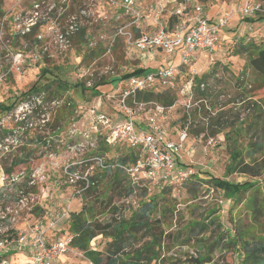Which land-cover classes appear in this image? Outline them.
I'll return each instance as SVG.
<instances>
[{
  "label": "rangeland",
  "instance_id": "obj_1",
  "mask_svg": "<svg viewBox=\"0 0 264 264\" xmlns=\"http://www.w3.org/2000/svg\"><path fill=\"white\" fill-rule=\"evenodd\" d=\"M123 1L4 0L0 3V101L8 103V98L25 91L39 80L45 69L70 84L85 83L91 87L98 82H108L95 92H82L74 87L66 92H59L56 87L48 90L47 101L41 105L42 112L48 113L46 126L35 121L34 128L28 131L24 148L14 151L2 163L9 166L12 161L20 158V154L36 156L30 161V167L43 166L50 176L47 183L49 195H52L47 205L50 212H62L70 205L71 215L79 212L84 204L96 202V221L107 225L116 217L112 214L114 208H118L119 212L125 210L127 214L124 216H128L138 206L140 196L144 193L146 197L159 200L160 216L166 209L174 210L173 217L167 215L162 218L166 220L163 227L165 237L168 233H181L186 226L199 224L198 229L202 230L188 246H181L184 239L179 235L178 243L167 247L168 239L163 236L157 241L156 247L154 244L156 251L161 249L160 257L141 253L142 264H171L176 259L199 253L204 257L205 264H253L243 243L254 242L264 247V213L259 215L258 209L264 207V149L254 159L247 158L245 161L251 167H260V176L253 178L239 172L227 174L230 159L224 134L234 133L241 127L245 130L239 139L243 146L255 143L264 146V86L259 88V79L249 67L247 56L239 53L241 46L251 41L264 45V0H255L261 6V11L254 18L263 19L254 23L246 22L241 14L242 7L249 0H200L204 12L214 14L215 7L225 3L223 16L232 14L230 25L223 34L222 50L213 56L195 53L192 64L182 67L176 90L157 87L152 92L156 95L167 93L178 99L173 107L165 108L166 119L160 120L158 117V121L168 140L178 142L179 134L186 131V141L175 159L177 168L189 172L187 177L171 188L142 183L140 188L143 190L132 196L128 194L129 180L126 177L121 176L120 184H114L113 176L102 177L99 169L91 162L88 166H78L79 171H87L92 166L90 174L101 178L88 197H85L84 192L76 194L81 187L75 190L65 183V167L85 160L92 153L90 149L95 150L98 143L93 141V145H88L84 138L77 135L78 142L83 146L80 145L74 151L69 148L74 142L71 133L74 129L78 132L91 130L89 110L95 109L117 121L122 119L119 107L122 97L118 87L124 84L120 80H111L120 79L139 68H148L146 74H151L159 65L172 63V58L165 61L166 54L160 51L152 55L133 51L127 37L119 34L122 28L134 38L145 33L120 9L119 5ZM137 1L142 7L146 4L148 7L151 4L155 6V0ZM176 3L180 5L183 0H176ZM175 8L168 5L163 14ZM235 22L248 23V27L235 26ZM34 24L31 34L24 36L20 33V30ZM170 25L169 32L175 24ZM163 60L165 62L161 64ZM180 64L181 59L175 65ZM203 74L210 75L207 81L209 90L204 99L201 100L195 91L192 98L181 94L191 79ZM52 100L60 101L59 109L56 107L58 104L55 105ZM135 101L130 99L128 104L135 108L139 125L145 123L151 110L155 112V107L161 106L155 100L147 103L146 107ZM66 102H73L76 108L72 109L67 118H63L61 114L68 112L64 109ZM254 103L261 106V111L252 107ZM17 116L10 119L7 113H0V122L12 129L16 126ZM59 126L60 130H56ZM52 130L56 132L51 133ZM215 130L223 132L215 137L207 136ZM38 135L61 141V152L56 159L45 156L46 153H41L42 146L33 144ZM8 145L12 149L16 146L13 141H9ZM126 154H129L126 146L110 148L105 158L112 162ZM14 171L22 169L16 167ZM210 177L226 179L232 183L251 182L255 188L234 201L214 189ZM56 181L60 182V186L55 185ZM68 221L63 219L53 231L60 232L65 226L69 229ZM109 242V239L100 235L92 241L91 248L104 251ZM141 242L139 240V244ZM142 245L137 246L136 250H143L145 244ZM262 260L264 264V255ZM58 264L92 263L83 253L73 249L59 258Z\"/></svg>",
  "mask_w": 264,
  "mask_h": 264
},
{
  "label": "built area",
  "instance_id": "obj_2",
  "mask_svg": "<svg viewBox=\"0 0 264 264\" xmlns=\"http://www.w3.org/2000/svg\"><path fill=\"white\" fill-rule=\"evenodd\" d=\"M119 7L125 15L134 20L133 23L138 28L150 18L155 20L158 28L157 31L144 33L138 38L126 32L125 28L119 30L121 36L127 37V42L133 51L139 54L160 51L166 54L167 59L178 55L181 64L161 66L154 73L131 77L123 86H119L118 92L122 97L119 104L123 115L121 120L117 121L95 109H90L88 116L91 130L78 132L74 129L71 132L74 142L69 148L72 151L80 145L83 146L77 140V135H80L88 145H93V141L98 142L95 150L101 143L109 148L126 146L129 154L134 155L135 158V161L128 159L126 163L119 162L118 158L108 162L105 156H93L95 150L90 149L92 153L85 160L65 167V183L75 190L78 186L81 187L76 194L83 192L85 194L98 183L95 180L98 177L90 174V169L93 170L92 166L87 171H79L78 166H88L91 162L101 174L108 170L121 171L128 178L130 185L136 188L141 187L142 183H152L157 187H172L187 177L189 172L177 168L175 159L186 141V131L179 134L178 142L166 138L158 121V117L160 120L166 119V109L162 106H156L155 112L151 110L143 126H140L137 124L138 116L135 108L128 104V100L133 99L136 102L138 94L153 92L157 87L168 91L176 90L182 67L192 64L195 53L213 56L222 50L221 34L230 25L232 19V14L229 13L218 20H212L204 14L199 0H183V3L170 12L171 18L175 17L176 23L174 29L169 32L167 24L161 20L165 11L161 2H157L148 11L137 0H124ZM260 11L261 6L255 0H249L242 7L241 14L245 18H254ZM34 27L35 24L20 30V33L24 36L31 34ZM200 88L202 91L205 90L206 84L202 83ZM194 91L193 78L181 90V94L192 98ZM46 101V92L27 96L7 113L10 119L18 114L16 126L9 129L0 122V132L4 134L0 140V264H55L59 258L73 250L74 236L68 228L64 227L60 232L53 231L63 219L70 218V205L62 212L47 210L49 199L52 197L47 186L50 176L46 174L43 166L30 167V161L36 156L26 157L27 154H20V158L15 162L12 161L9 166L2 163L14 151L24 148L27 144L25 139L28 131L34 128L35 121L38 120L42 122V126H46L45 118L48 113L41 110V105ZM51 102L55 105L57 103L56 107L60 103L59 100ZM73 104V102L64 103L67 107H73ZM143 105L146 107L147 103H141L142 107ZM60 127L56 130H60ZM56 130H52L51 133ZM38 137H43L44 141H38ZM9 141L15 142V148L12 149L8 145ZM45 142L47 144L44 146ZM33 144L37 147L43 145L41 153H46L45 156L52 159H56L61 152V141L52 137L38 135ZM19 160L24 162L18 163ZM16 167H20L22 171L15 172ZM55 185L60 186V182L56 181ZM21 256H25L26 260L18 259Z\"/></svg>",
  "mask_w": 264,
  "mask_h": 264
},
{
  "label": "trees",
  "instance_id": "obj_3",
  "mask_svg": "<svg viewBox=\"0 0 264 264\" xmlns=\"http://www.w3.org/2000/svg\"><path fill=\"white\" fill-rule=\"evenodd\" d=\"M4 0H0L2 3ZM200 1V0H199ZM257 18V17H256ZM175 17L171 18V22H174ZM263 18L253 19L246 18V22L254 23L255 21H261ZM84 34V33H82ZM239 53L247 56L248 65L253 70L254 74H256V78L259 79V88L264 86V45L258 44L254 41L246 43V45L241 46ZM148 68H139L131 73L125 74L121 76L120 79L111 80V81H125L134 76H141L146 74ZM55 76L54 78H50V76ZM210 78L209 74H203L202 76L194 77L195 84V92L198 96H200L201 100L205 98L208 94V79ZM45 80V82H41ZM204 83L206 84L205 90H201L200 85ZM108 82H98L94 84V86L87 87L85 83L82 84H70L67 81H64L48 70H43L40 74L39 80L35 83L29 85L27 89L20 94L8 98L9 102L6 103L4 101H0V113H8L16 107V105L21 102L25 97L39 94L42 92H47L52 87H56L59 92H66L71 88L80 89L82 92H87L91 90L92 92L98 91V88L107 85ZM155 100L162 107H173L178 100L176 96H171L167 93L154 94L152 92H145L138 94L137 102L139 103H149ZM68 112L62 113L63 118H67V116L73 111L72 109L76 107H71V109H67V105L64 106ZM252 107H255V110L261 111V106L254 103ZM58 113V112H57ZM66 114V115H65ZM223 130H215L211 131L207 136L215 137L216 135L222 134ZM245 130L243 128H239L235 130L234 133L230 132L224 134L225 141L227 144V152L229 153L230 164L227 166V174H232L235 172H239L242 174H249L253 178H256L261 175V168L258 166L251 167L245 161L247 158L254 159L256 155L259 154L260 151L264 149L262 144H250L249 146H243L239 141L240 138L243 137V133ZM4 137V134L0 132V140ZM38 141H44L43 137H38ZM37 141V143H38ZM36 143V142H35ZM47 143H43L45 146ZM42 145V146H43ZM110 151V148L106 146V144L101 143L97 150L93 152V156H106ZM30 156L29 154L26 157ZM132 154H126L124 157L118 158L119 162L126 163L128 159L135 158ZM24 160H19L18 163H23ZM16 163V164H18ZM105 178L113 176L112 183L120 184V177H126L121 171H112L108 170L104 172L102 175ZM195 176V175H194ZM111 178V177H110ZM127 178V177H126ZM95 179V178H94ZM101 178H96L98 182ZM128 180V178H127ZM210 183H212L214 189L223 193V195L230 200L238 201L244 194L251 191L255 188V184L251 182H238L232 183L226 179L218 178V177H210ZM209 183V182H208ZM195 185V184H194ZM170 187V186H166ZM174 187V186H172ZM171 188V187H170ZM94 187L88 190L84 195L88 197L89 194L92 193ZM143 190V188L132 187L129 182L128 194L137 195L139 191ZM136 191V194H135ZM141 200L139 201L138 206L132 211L128 216H124L127 212L121 211L119 212L118 208H114L112 214L115 215V218H112L111 221L107 225H103L102 223L96 221V217L98 216L95 212V204L96 202L84 204L82 209L79 212H74L71 214L69 218V229L73 234L74 238L72 241V248L83 253L84 257L91 262L92 264H142L141 253L155 254V258L160 257L161 249L158 251L155 250L157 241L163 238L165 231L164 225L165 221L162 218H165L167 215L173 217L174 210H165L162 212V216L158 214L159 208V200H156L153 197H146V194L143 193ZM96 201H98L96 199ZM259 215L264 213V207L258 208ZM103 212H101L102 214ZM199 224H193L190 226H186L185 230H182L181 233H168L164 238L168 239L167 247H171V244L175 245L179 241V235L183 236V243L181 246H188L190 241L196 239L200 233ZM103 236L106 239H109L110 242L107 245L106 250H94L91 248V243L98 236ZM144 243L143 245L139 240ZM155 244V247H154ZM142 245L144 247L143 250L140 251V248L136 250L137 246ZM245 247V251L248 254L249 260L253 262V264H262V256L264 255V247L258 245L254 242H245L243 243ZM169 249V248H166ZM171 264H205V259L201 253L193 256H184L183 258H179L174 260Z\"/></svg>",
  "mask_w": 264,
  "mask_h": 264
},
{
  "label": "crops",
  "instance_id": "obj_4",
  "mask_svg": "<svg viewBox=\"0 0 264 264\" xmlns=\"http://www.w3.org/2000/svg\"><path fill=\"white\" fill-rule=\"evenodd\" d=\"M157 2H161V4L163 5V7L165 8V10H166V8H167V6L168 5H170V7L171 6H173V7H175V6H177V5H179V3L177 4L176 3V0H160V1H158V0H155V4L157 3ZM224 5H225V3H223V4H221V5H217L216 7H215V13L213 14V13H211V12H205V15L207 16V17H209V18H211L212 20H218L219 18H221L222 16H223V14H224V12H225V9H224ZM150 7H152V4L150 5ZM150 7H148V5L146 4V5H143V8L146 10V11H148V10H150ZM167 13H165V14H162V16H161V20L162 21H164L166 24H167V26H169L170 24H172V22H171V16H170V12L167 10L166 11ZM164 13V12H163ZM222 15V16H221ZM235 18V17H234ZM233 18V19H234ZM175 22H176V19H174V24H175ZM236 24H235V26L236 25H240V27H242V28H244V27H248V23H243V24H239V22H235ZM252 25H254V24H252ZM171 26V25H170ZM228 28V27H227ZM226 28V29H227ZM139 29H143V31L145 32V33H152V32H154V29H155V31H157V25H156V22H155V20L153 19V18H150V19H147V20H145V22L143 23V24H141L140 26H139ZM226 29H224L223 31H222V34H221V38L223 39V34H225V31H226ZM223 42V40L221 41V43ZM162 53V52H161ZM198 53V52H197ZM148 54H150V55H152V54H154V52H152V53H148ZM202 54H206V53H202ZM206 55H208V54H206ZM180 59V57L177 55V56H175V58H172L170 61H172V63L173 64H176V62L178 61ZM167 60V58H165V61ZM164 60H163V62L161 63V64H163L164 62H165ZM171 63V64H172ZM164 65V64H163ZM163 65H159L158 66V68L159 67H161V66H163ZM165 65H167V64H165ZM140 126H143V123H142V125H140ZM77 211V210H76ZM68 224H69V221L67 222ZM66 227V226H65ZM64 228V227H63ZM18 259H23V261L24 260H26V257L25 256H21V257H18ZM59 263V259L55 262V264H58Z\"/></svg>",
  "mask_w": 264,
  "mask_h": 264
}]
</instances>
